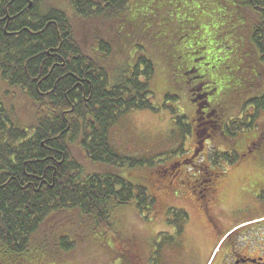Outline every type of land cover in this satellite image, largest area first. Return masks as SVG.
<instances>
[{
  "label": "trees",
  "instance_id": "1",
  "mask_svg": "<svg viewBox=\"0 0 264 264\" xmlns=\"http://www.w3.org/2000/svg\"><path fill=\"white\" fill-rule=\"evenodd\" d=\"M47 1L0 0V79L34 106V121L20 127L0 94V250L17 257L35 251L31 237L50 215L63 221L75 211L83 224L104 229L114 240L115 207L134 202L142 213L155 209V197L120 175L121 169L144 166L138 171L148 173L153 184L155 174L171 169L166 162L174 152L150 159L128 156L110 142V129L124 113L155 109L150 103L154 63L141 46L134 63L120 67L113 80L106 67L115 48L126 54L137 28L151 31L145 37L170 33L169 49L187 66L186 73L192 70L193 80L201 81L203 101L216 89L208 91L213 84L198 63L212 42L214 53L206 61L227 69L230 93L239 92V100L251 94L241 100L240 114L225 124L231 136L251 129L264 114V0H66L63 8ZM184 23L188 28L182 33ZM78 26L94 32L90 51L76 36ZM185 32L190 36L183 40ZM192 45L204 54L195 57ZM187 82L192 83L189 76ZM73 145L95 169L75 158ZM229 152L212 150L210 157L232 164L235 153ZM168 212L165 218L173 219L180 235L186 212L171 207ZM53 241L62 251L74 245L69 234Z\"/></svg>",
  "mask_w": 264,
  "mask_h": 264
},
{
  "label": "rangeland",
  "instance_id": "2",
  "mask_svg": "<svg viewBox=\"0 0 264 264\" xmlns=\"http://www.w3.org/2000/svg\"><path fill=\"white\" fill-rule=\"evenodd\" d=\"M47 2L50 6L57 8H63L66 5V0H48ZM72 23L75 26L73 20ZM183 25L186 27H182V33L188 28L186 23ZM75 29L76 36L85 43L84 49L90 51L94 32L80 26ZM154 29L160 30L158 27ZM148 32L151 31H146L145 34L140 33L137 28L130 47L125 50L126 54H121L115 48V55L106 61V67L110 70L107 69L110 73V80H113L120 72L118 71L120 67L131 66L134 63V52H140L139 46H141L143 53L154 63V73L150 82V103L155 109H132L124 113L110 129V142L119 153L128 156L142 155L150 159L152 155L158 153L174 152L166 162V166L173 168L174 171L177 168H183L187 159L196 155L199 158L195 160V166L186 169L190 174L195 172L198 165L204 163V159L201 158L210 156L212 150L231 151L229 153H235L234 162L232 164L222 162L221 166L227 172L220 176V180L218 179L223 183L221 195L224 212L222 215L228 219L226 221L228 226H233L244 219H264V194L259 193L256 186L259 183L258 180H264V114L257 115L254 127L251 129L234 136L230 135L225 124H228L230 118L240 114L241 100H245L251 94L239 100V92L230 93L231 87L228 85L230 78L227 69L219 66L218 63L213 65L211 61H206L211 59V54L214 53L211 47L212 42H207L205 51L207 56L198 63L201 71L207 72L205 81L213 84L209 86L208 91L216 87L213 94L208 96L209 101H212V105L208 108L209 115L217 119L220 114V119L218 124L215 122V126H219L216 133L211 134L213 137H208L209 140L201 139L205 136L206 125L214 124L207 121L206 125L199 123L198 126H193L196 107L205 105L203 101L205 96H199L202 92L199 88L201 81L193 80L195 75L192 70L187 71V75L185 71L187 66L180 63L176 59L178 55L175 56L172 49H169L171 46L168 41L170 33L163 36L154 33L153 36L145 37L144 35L148 36ZM183 35V40H186L190 33L185 32ZM216 43L217 46L219 42ZM221 49H217L216 55L222 52ZM190 52L196 54L195 57H201V54H204V51L198 50L195 45H192ZM216 60L221 61L222 59L216 57ZM188 76L192 83L187 82ZM0 86V94L4 103L13 108L12 121L20 127L30 125L34 121V106L31 99L19 90L11 89L1 79ZM190 89H193L192 92ZM221 89H225L224 95L221 94ZM167 95L172 98H167ZM204 110L207 111V109ZM246 112H251V108ZM181 116L187 118L181 119ZM186 123L191 126H185ZM184 129L189 133L182 134ZM194 129L197 131L194 132ZM199 139H201L200 144H198ZM72 152L88 170L95 169L93 164L86 160L85 154L78 145H73ZM177 161H184V163L180 165ZM142 167L144 166L123 167L120 175L135 184L143 185L157 200L156 207L151 212L143 213L136 208L134 202L115 207L111 220L116 239L113 240L112 237L110 239L109 235L104 234L108 233L104 229L103 231L92 230L88 222L83 224L75 217V211L65 215L63 221L58 214L50 215L31 237V245L35 251L17 257L4 254L0 250V264H44L46 262L48 264H122L124 258L135 254L137 247L141 250L142 257H145L148 242L153 241L156 235L164 233L161 232L162 230L172 231L163 222L165 212L167 213L170 207L187 211L189 221L184 229L187 240L193 241L203 235L205 224L197 208L184 198L186 194L183 192L190 191L189 185L185 186L176 182L181 175L173 176L169 172L155 174V183L152 184L151 177H147L148 173L138 171ZM177 173L178 171L175 174ZM248 195L250 198L245 199ZM234 199L245 203L232 212L230 204ZM169 213L170 211L168 216H170ZM224 226L226 225L223 224L222 227ZM64 234H69L74 245L66 251L55 249L53 240H57L60 235Z\"/></svg>",
  "mask_w": 264,
  "mask_h": 264
},
{
  "label": "flooded vegetation",
  "instance_id": "3",
  "mask_svg": "<svg viewBox=\"0 0 264 264\" xmlns=\"http://www.w3.org/2000/svg\"><path fill=\"white\" fill-rule=\"evenodd\" d=\"M192 90L190 89L191 92ZM191 100L194 101L193 98ZM204 103L205 105L196 107L193 126H198L199 123L205 124L207 121L214 124L210 126L205 124L206 133L201 139L213 137L211 134L216 133L219 126H215L219 123V118L214 119V116L209 115L208 108L212 103L210 104L208 96ZM201 139L198 140V144ZM197 158L199 157L196 155L189 157L187 164L195 166ZM202 159L204 163L198 165L194 173H187L186 164L182 166L183 168H177L175 171L171 168L168 172L178 177L180 174L181 177L176 182L189 185L190 191L183 192L186 194L184 198L197 208L205 224L203 235L193 241L187 240L184 229L189 221V215L183 209L187 217L180 235L175 234L173 219L168 221L164 218L163 222L172 231L162 230L164 234L156 235L153 241L148 242L145 257H142L141 250L137 247L135 254L124 258L122 264H264V219H244L233 226H228L226 222L228 219L222 215L223 183L219 181L220 176L225 175V172L219 170L218 161H211L209 156H204ZM214 162L217 164L212 165ZM178 164L181 165V162ZM177 171L178 173L175 174ZM258 181L259 183L256 184L258 192L264 194V180ZM249 198L250 195L245 199ZM243 203L245 202L237 199L232 200L231 211L238 210ZM223 224L226 226L222 227Z\"/></svg>",
  "mask_w": 264,
  "mask_h": 264
}]
</instances>
